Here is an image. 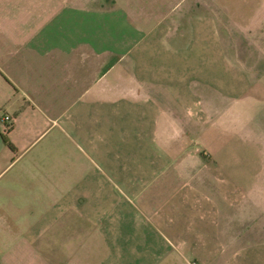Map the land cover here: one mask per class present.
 Instances as JSON below:
<instances>
[{
	"label": "crops",
	"instance_id": "1",
	"mask_svg": "<svg viewBox=\"0 0 264 264\" xmlns=\"http://www.w3.org/2000/svg\"><path fill=\"white\" fill-rule=\"evenodd\" d=\"M225 5L0 0V264H264V156L237 131L264 0L238 5L253 82Z\"/></svg>",
	"mask_w": 264,
	"mask_h": 264
},
{
	"label": "rangeland",
	"instance_id": "2",
	"mask_svg": "<svg viewBox=\"0 0 264 264\" xmlns=\"http://www.w3.org/2000/svg\"><path fill=\"white\" fill-rule=\"evenodd\" d=\"M214 1L218 4H226V7L224 6L226 9L231 7L230 9L237 11L235 17L226 16L222 18L224 23L219 22L217 24L218 32H220L221 40L224 44L228 41H231V43L235 44V53L236 51L243 52L241 55L237 53L231 54L225 44V58L235 65H239V63L242 62L241 60H243L242 70L249 82H253V22H251V18H253V10H250L248 7H242V11L247 12L243 13L242 15L238 14L239 9H241L238 7L239 2H249V0ZM238 20H247L248 23L241 24ZM254 26L255 28H258L259 34L264 37V21L262 23L258 22V24H255ZM228 36H232V38L227 39ZM261 41L264 42V40ZM257 58H259V56H257ZM257 72L259 77L264 73V71ZM257 82L258 86L256 88V97H258V100H256V105L253 106L252 90L251 94H249L250 96L248 95L247 97V101H244V106H242V111L239 115L240 125L237 126V131L243 133L240 135L242 147L239 154L240 161L243 163H254L255 161H258L261 156H264V154L260 153V155L259 152H257V150H264V133L261 130L264 127V78H259ZM196 109H201L200 104L196 106ZM237 124H239V122H237ZM239 126L241 128H239ZM243 140H245L246 144L243 143Z\"/></svg>",
	"mask_w": 264,
	"mask_h": 264
},
{
	"label": "built area",
	"instance_id": "3",
	"mask_svg": "<svg viewBox=\"0 0 264 264\" xmlns=\"http://www.w3.org/2000/svg\"><path fill=\"white\" fill-rule=\"evenodd\" d=\"M12 122H13V119H12V117H10V116H4V129H5V131H8V130H10V128H11V125H12Z\"/></svg>",
	"mask_w": 264,
	"mask_h": 264
},
{
	"label": "trees",
	"instance_id": "4",
	"mask_svg": "<svg viewBox=\"0 0 264 264\" xmlns=\"http://www.w3.org/2000/svg\"><path fill=\"white\" fill-rule=\"evenodd\" d=\"M11 146V145H10Z\"/></svg>",
	"mask_w": 264,
	"mask_h": 264
}]
</instances>
